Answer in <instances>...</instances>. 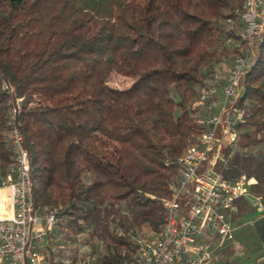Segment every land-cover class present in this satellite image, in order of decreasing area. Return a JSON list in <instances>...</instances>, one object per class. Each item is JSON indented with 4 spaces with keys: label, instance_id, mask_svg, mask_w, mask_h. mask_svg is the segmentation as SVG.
<instances>
[{
    "label": "trees",
    "instance_id": "obj_1",
    "mask_svg": "<svg viewBox=\"0 0 264 264\" xmlns=\"http://www.w3.org/2000/svg\"><path fill=\"white\" fill-rule=\"evenodd\" d=\"M241 2L0 0V173L13 163L7 119L17 103L33 210H55L45 235L67 230L94 241L84 256L70 254L72 263L136 264V237L162 229L176 159L204 129L193 106L199 88L224 43L240 53L230 24L242 26ZM113 74L133 80L115 88ZM239 87V140L216 164L248 183L230 216L234 230L257 198L264 204V17ZM242 233L258 237L262 257L264 216ZM214 235L213 264H245L233 254L234 244L246 249L235 232L231 240Z\"/></svg>",
    "mask_w": 264,
    "mask_h": 264
},
{
    "label": "built area",
    "instance_id": "obj_2",
    "mask_svg": "<svg viewBox=\"0 0 264 264\" xmlns=\"http://www.w3.org/2000/svg\"><path fill=\"white\" fill-rule=\"evenodd\" d=\"M263 17L264 0H242L240 53L226 75L212 73L199 88L193 106L202 110L197 122L204 129L176 159L179 176L170 184V196L161 201L165 211L162 229L153 238L136 237V264H213L212 235L233 239L230 216L237 210L236 200L248 195V183L242 175L222 176L216 164L223 148L239 140L238 125L245 116V110L237 104L241 95L239 80L252 64L254 44L263 31ZM4 88L8 86L4 84ZM19 109V104H12L7 119L13 163L0 173V192L8 194H0V264H51L38 241L54 224L55 210L42 214L33 210L29 158L16 125ZM7 206L11 215H1ZM255 209L259 217L264 216V204L258 198ZM55 264L74 263L62 258Z\"/></svg>",
    "mask_w": 264,
    "mask_h": 264
},
{
    "label": "rangeland",
    "instance_id": "obj_3",
    "mask_svg": "<svg viewBox=\"0 0 264 264\" xmlns=\"http://www.w3.org/2000/svg\"><path fill=\"white\" fill-rule=\"evenodd\" d=\"M230 26H232L233 29L237 31L240 28H242L239 20H236L234 23H231ZM224 46L226 47V51H224L225 54L224 55L222 54L219 57L220 59L214 62V64L209 70L210 74L217 73L219 75H226V73L228 72V69L231 66L230 63H232L231 59L234 57V53L232 52L233 47L230 45V43L229 44L224 43ZM132 80H133L132 78H127L121 75L113 74L110 77L109 85L115 88H124L128 86ZM201 111L202 110H197L195 114L199 116L201 115ZM259 218H260L259 212L256 209H253L252 211L249 212L247 216L241 218L240 220L242 221L241 226L234 230L235 235L237 239L239 240V243L243 247H246V249L241 252L240 251L241 247L238 246L237 244H234L233 254L240 255V259L245 264H264V259H262L261 257L257 258L262 252L261 248L258 247V244H259L258 237L251 236L250 238L246 239L244 238L243 233H242L244 225L253 223ZM148 237L153 238L155 237V235L148 234ZM84 238L86 239L85 243L81 241ZM211 241H212L211 246H213V248L217 247V239L215 235H212ZM92 243H94V241L89 240L86 234L82 233L78 235L77 237H73L70 234V232H68L67 230H64L63 233L62 232L56 233L54 237L48 238L46 235H44L38 241V246L44 252V254L50 255V253H52L53 261H58L60 258H63V257L68 258V256L74 253L75 251L78 253L79 256L81 257L84 256L85 254L91 252ZM248 247H252V248H248ZM211 257H212V253H211ZM255 259H256V262H255Z\"/></svg>",
    "mask_w": 264,
    "mask_h": 264
},
{
    "label": "crops",
    "instance_id": "obj_4",
    "mask_svg": "<svg viewBox=\"0 0 264 264\" xmlns=\"http://www.w3.org/2000/svg\"><path fill=\"white\" fill-rule=\"evenodd\" d=\"M239 30H241V29H239ZM238 30V31H239ZM231 64V63H230ZM0 194L2 195V194H4L5 196H7L8 194H7V192H5V191H2V192H0ZM7 203V202H6ZM1 215H11V208L9 207V206H7V208H6V211H5V213H3V214H1Z\"/></svg>",
    "mask_w": 264,
    "mask_h": 264
}]
</instances>
